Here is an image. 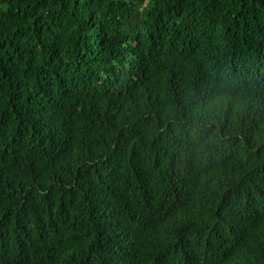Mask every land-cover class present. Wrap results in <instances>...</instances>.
Here are the masks:
<instances>
[{
  "label": "trees",
  "instance_id": "trees-1",
  "mask_svg": "<svg viewBox=\"0 0 264 264\" xmlns=\"http://www.w3.org/2000/svg\"><path fill=\"white\" fill-rule=\"evenodd\" d=\"M0 264H264V0H0Z\"/></svg>",
  "mask_w": 264,
  "mask_h": 264
}]
</instances>
